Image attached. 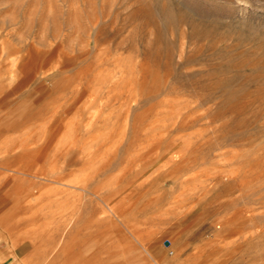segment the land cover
<instances>
[{
  "label": "rangeland",
  "instance_id": "rangeland-1",
  "mask_svg": "<svg viewBox=\"0 0 264 264\" xmlns=\"http://www.w3.org/2000/svg\"><path fill=\"white\" fill-rule=\"evenodd\" d=\"M0 225L33 264H264V0H0Z\"/></svg>",
  "mask_w": 264,
  "mask_h": 264
},
{
  "label": "crops",
  "instance_id": "crops-1",
  "mask_svg": "<svg viewBox=\"0 0 264 264\" xmlns=\"http://www.w3.org/2000/svg\"><path fill=\"white\" fill-rule=\"evenodd\" d=\"M2 230H7L6 232L9 237L5 236L6 241H0V264H31L37 260V257L36 259H32L29 248L26 246V241H24L25 238L13 239L11 241L9 235L10 229L0 225V233Z\"/></svg>",
  "mask_w": 264,
  "mask_h": 264
},
{
  "label": "bare ground",
  "instance_id": "bare-ground-1",
  "mask_svg": "<svg viewBox=\"0 0 264 264\" xmlns=\"http://www.w3.org/2000/svg\"><path fill=\"white\" fill-rule=\"evenodd\" d=\"M69 226H70V225H69ZM67 227H68V226H67ZM67 227H65V228H67ZM68 229H69V227H68ZM64 231H65V230H64ZM64 231H63V232H64ZM66 231H67V229H66ZM67 233H68V232H67ZM67 233L64 232V234H67ZM61 236H62V235H61ZM63 236H64V235H63ZM66 236H67V235H66ZM63 239H64V242L68 241V240H67V239H68L67 237H66V239H65V238H62V240H63ZM64 242H62V243H64ZM60 243H61V241H60ZM60 243H59V245H60ZM62 243H61V244H62ZM64 244H65V243H64ZM164 244H165V243H164ZM66 245H68V244L66 243ZM66 245H65V246H66ZM57 246H58V242H57ZM65 246H64V247H65ZM165 246H167V245L165 244ZM60 247H61V246H59V248H58V247H56V248H57V249H60ZM62 247H63V246H62ZM54 248H55V247H54ZM56 251H57V250H56ZM52 253H53V252H52ZM55 253H56V252H55ZM32 259H33V258H32Z\"/></svg>",
  "mask_w": 264,
  "mask_h": 264
},
{
  "label": "water",
  "instance_id": "water-1",
  "mask_svg": "<svg viewBox=\"0 0 264 264\" xmlns=\"http://www.w3.org/2000/svg\"><path fill=\"white\" fill-rule=\"evenodd\" d=\"M169 241H168V239H165V243L167 244Z\"/></svg>",
  "mask_w": 264,
  "mask_h": 264
}]
</instances>
